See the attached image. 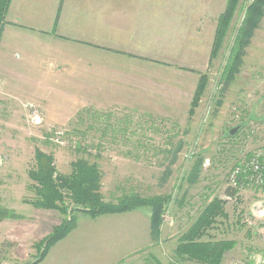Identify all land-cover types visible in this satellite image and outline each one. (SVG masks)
<instances>
[{
    "label": "rangeland",
    "instance_id": "1",
    "mask_svg": "<svg viewBox=\"0 0 264 264\" xmlns=\"http://www.w3.org/2000/svg\"><path fill=\"white\" fill-rule=\"evenodd\" d=\"M257 1H237L221 47L212 58L213 23L201 32L211 34V41L196 42L199 51L184 48L161 57L172 63V73L148 69L142 100L130 94L128 105L89 106L91 111L83 119L78 114L57 119L62 115L33 100L0 105V207L18 215L0 222V264H85L88 259L89 264L94 260L109 264V257L101 256L104 250L97 238V220L105 215L92 218L78 211L73 230L40 261L38 246L72 212L71 205L66 212L34 205L38 185L30 171L37 151L50 154L62 174H70L79 158L97 161L107 202L116 203L128 194L171 197L158 242L151 235L150 208L116 213L136 214L133 225L147 238L110 264H202L177 255L176 248L179 237L214 197L226 201L228 217L216 221L210 237L237 242L221 264H264V217L257 215L264 210V188L244 186L235 197L228 195L233 168L264 148V9L258 23H253L251 36L243 41L238 71L231 79L225 77L249 8ZM201 73L209 80L195 115L189 118ZM156 88L163 92L160 99L151 96ZM28 104L40 111V122L32 120ZM233 129H237L234 134ZM79 143L87 151L79 150ZM108 239L118 242L119 238Z\"/></svg>",
    "mask_w": 264,
    "mask_h": 264
},
{
    "label": "crops",
    "instance_id": "2",
    "mask_svg": "<svg viewBox=\"0 0 264 264\" xmlns=\"http://www.w3.org/2000/svg\"><path fill=\"white\" fill-rule=\"evenodd\" d=\"M225 7L226 0H11L0 37V105L33 100L66 119L89 106L128 105L130 94L142 100L148 69L172 73V63L161 57L199 51L196 42L211 41ZM209 23L211 34L200 35ZM162 95L161 88L151 94ZM135 218L97 220L101 256L109 264L145 242Z\"/></svg>",
    "mask_w": 264,
    "mask_h": 264
},
{
    "label": "trees",
    "instance_id": "3",
    "mask_svg": "<svg viewBox=\"0 0 264 264\" xmlns=\"http://www.w3.org/2000/svg\"><path fill=\"white\" fill-rule=\"evenodd\" d=\"M237 1L228 0L224 12L219 16L211 58L221 47ZM10 3L11 0H0V37ZM263 6L264 1L258 0L249 8L248 16L240 30L233 52H231L233 57L226 66L225 77L228 79H231L239 69L243 55V41L251 36V31L255 27L253 23L257 24L262 17ZM208 80L209 77L206 73L200 74L188 112L189 118H193L195 115ZM88 112L89 110L80 111L78 118L83 119L84 114ZM77 148L87 151L88 147L79 143ZM30 177L38 185V198L34 202L36 207L66 212L67 206L71 205L69 211L72 212L38 246V249L40 248L42 251L40 261L46 257L56 243L66 238L73 230L77 223V215H74L76 211L97 218L106 214L123 213L144 207L150 208L151 235L156 242L160 240L161 226L168 210L170 196L144 197L138 194H128L116 203L107 202L101 193L103 173L97 161H92L90 158H79L72 163L70 174H62L54 166L53 157L41 151L36 152L35 167L30 171ZM238 192L239 188L229 186V196L235 197ZM224 203L226 201L222 198L214 197L206 204L189 229L179 237L176 248L177 255L186 256L202 264H221L224 261L226 254L234 249L237 242L229 239H214L209 235V231L218 219L228 217ZM13 217H18V215L6 207H0V222Z\"/></svg>",
    "mask_w": 264,
    "mask_h": 264
},
{
    "label": "built area",
    "instance_id": "4",
    "mask_svg": "<svg viewBox=\"0 0 264 264\" xmlns=\"http://www.w3.org/2000/svg\"><path fill=\"white\" fill-rule=\"evenodd\" d=\"M30 117L35 122L41 121L40 111L28 104ZM229 186L241 188L244 186L264 188V148L254 150L242 163L235 166L229 176Z\"/></svg>",
    "mask_w": 264,
    "mask_h": 264
},
{
    "label": "clouds",
    "instance_id": "5",
    "mask_svg": "<svg viewBox=\"0 0 264 264\" xmlns=\"http://www.w3.org/2000/svg\"><path fill=\"white\" fill-rule=\"evenodd\" d=\"M257 215L264 217V210H262L261 212H259Z\"/></svg>",
    "mask_w": 264,
    "mask_h": 264
},
{
    "label": "water",
    "instance_id": "6",
    "mask_svg": "<svg viewBox=\"0 0 264 264\" xmlns=\"http://www.w3.org/2000/svg\"><path fill=\"white\" fill-rule=\"evenodd\" d=\"M237 129H233L231 130V133L234 134L236 132Z\"/></svg>",
    "mask_w": 264,
    "mask_h": 264
}]
</instances>
